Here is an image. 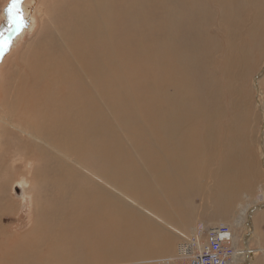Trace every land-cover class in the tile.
I'll list each match as a JSON object with an SVG mask.
<instances>
[{
    "label": "bare ground",
    "instance_id": "6f19581e",
    "mask_svg": "<svg viewBox=\"0 0 264 264\" xmlns=\"http://www.w3.org/2000/svg\"><path fill=\"white\" fill-rule=\"evenodd\" d=\"M187 1L22 2L46 21L11 69L14 91L0 102V136L11 128L6 124L19 134L0 155L8 153L12 171L21 166L26 173L28 159L37 163L29 179L40 202L31 230L18 237L6 233L0 210V264H125L128 257L172 249L160 229L175 225L182 234L190 223V199L204 195L212 155L211 141L199 136L214 130L192 122L200 115L196 89L215 96L230 80L221 67L230 47L219 52L208 28L218 19L228 29L225 10L235 6L233 0ZM250 1L259 2L246 16L249 27L241 25L248 37L264 23V0ZM146 40L153 49L135 45ZM253 45L245 39L236 48L247 53ZM185 89L193 100L183 96L175 104ZM225 153L235 152L229 145ZM222 168L209 175L207 193L226 212L246 180L241 165ZM244 250L247 263L251 250Z\"/></svg>",
    "mask_w": 264,
    "mask_h": 264
},
{
    "label": "rangeland",
    "instance_id": "374dc122",
    "mask_svg": "<svg viewBox=\"0 0 264 264\" xmlns=\"http://www.w3.org/2000/svg\"><path fill=\"white\" fill-rule=\"evenodd\" d=\"M233 1L235 6L225 10L226 14H230L231 26L227 29V26H221L219 20L215 19L213 25L208 28V33L219 45V52H224L230 47V52L224 54L225 65L221 64V67L230 75V80L225 86L222 85L215 96H211L201 89H196V83L194 85L199 94L195 112L200 115L192 122L200 124L203 129L210 126L214 130L213 136H211V133L204 136L205 130L199 136L200 141L206 137L211 141L210 151L212 152V155H210L211 161L205 166L207 177L202 180L204 195L200 197L192 194L194 196L190 199V210L193 211L194 215L190 223L182 228V234L178 232L175 225L164 224V227L160 229L161 234L168 235L173 240V247L169 252L160 255H146L141 259L140 257H128L125 264H186L185 256L183 257V253H180L183 242L195 235L198 224L207 226L213 223L228 225L232 230V234L234 230L235 241L243 249L239 262L236 264H264V23L261 24L257 33L249 37L247 33L243 34L245 30H242L241 25L245 24L247 28L249 27L250 24L246 16H249L253 8L258 6L259 1L256 5L250 3V0ZM180 3L188 5L187 0H180ZM9 4L10 0H0V35L4 39L11 40L10 49H5V52L8 53V61H4L0 56V63L2 60L4 61L0 68V102L7 100V94L13 90L11 87L13 81L11 69L17 63L15 60L21 59L23 52L28 48L27 46L31 45L29 43L35 39V34L37 32L39 34L41 22L46 21H43L44 17L39 18V13L32 9H25L21 5L25 23L17 31L16 25L9 23L7 11ZM241 7L244 8L245 12L241 11ZM212 9L214 10L215 7H212ZM187 32L189 33L188 29ZM225 39L231 41L232 44L225 46ZM245 39L254 42L253 47L250 50L247 49V53L243 48H236ZM148 42L149 40L145 41L144 47L139 42H135V45L141 49H153ZM232 52H234V56H232ZM14 67L16 68V66ZM207 70L209 69L206 68L204 71ZM216 72L219 74V70H216ZM171 91L169 89V92ZM185 92H189V90L185 89L178 93L173 102L180 104L183 96L189 101L193 100ZM6 125L11 128L6 129L5 135L0 136V152L12 143V137L19 134L16 128L13 129L14 126ZM2 132L3 129L0 127V134ZM121 135L124 136L123 133ZM123 139L125 138L123 137ZM229 145L235 153H225L226 146L229 149ZM0 158L2 160L0 176L5 179L0 184V203H2L0 210L4 207L2 223L6 227L8 235L22 236L31 230L36 218L35 207L40 202L39 191L33 189L32 186L34 185H31L29 179L37 163L28 159L29 163L26 165L28 171L25 173V168L21 166L17 171H12L10 161H8V153L1 154ZM48 159L50 158L48 157ZM5 162L6 164H4ZM24 163L23 160V165H25ZM220 164L223 166L222 169L227 172L231 171L234 165H241L242 178L245 176L244 179L246 180V186L238 192V197L233 201L234 204L232 203L231 210L226 212L222 211V205L217 204L216 201L211 202L207 193L210 186H212L209 175L216 171ZM3 166H5V169ZM83 172L85 171L83 170ZM85 174L89 177L87 173ZM249 174L253 175L254 180L247 179ZM15 185L19 187L21 196L15 194L13 189ZM135 200L129 201L134 202V204L135 202H144ZM248 207L251 208L250 214L244 215V210ZM239 217L242 223L236 224L235 220ZM248 221L251 223L252 233H248L246 230ZM50 228L51 234V225ZM246 247L251 250V258L247 263L244 262L247 255L244 250ZM63 248L67 249L69 245L66 244ZM173 257L176 260H172ZM142 258H144L143 261ZM116 264H124V262Z\"/></svg>",
    "mask_w": 264,
    "mask_h": 264
},
{
    "label": "built area",
    "instance_id": "2783aa9c",
    "mask_svg": "<svg viewBox=\"0 0 264 264\" xmlns=\"http://www.w3.org/2000/svg\"><path fill=\"white\" fill-rule=\"evenodd\" d=\"M190 238L180 252L186 255V264H233L235 256L242 254L231 228L223 223L198 224Z\"/></svg>",
    "mask_w": 264,
    "mask_h": 264
},
{
    "label": "snow or ice",
    "instance_id": "6c2138e0",
    "mask_svg": "<svg viewBox=\"0 0 264 264\" xmlns=\"http://www.w3.org/2000/svg\"><path fill=\"white\" fill-rule=\"evenodd\" d=\"M22 2L23 0H10V4L7 8L9 15V23L16 25L17 31L25 23L21 7ZM10 47L11 40L4 39L2 35H0V56H3L5 49H10Z\"/></svg>",
    "mask_w": 264,
    "mask_h": 264
},
{
    "label": "water",
    "instance_id": "95a60500",
    "mask_svg": "<svg viewBox=\"0 0 264 264\" xmlns=\"http://www.w3.org/2000/svg\"><path fill=\"white\" fill-rule=\"evenodd\" d=\"M13 189H14V192H15V194H16L17 196H21L20 189H19V187H18L17 185H15Z\"/></svg>",
    "mask_w": 264,
    "mask_h": 264
}]
</instances>
